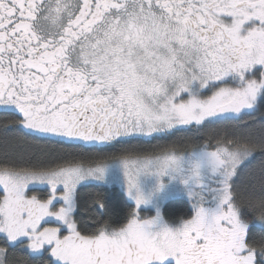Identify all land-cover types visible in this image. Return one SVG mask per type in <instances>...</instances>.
Returning a JSON list of instances; mask_svg holds the SVG:
<instances>
[{"label": "snow or ice", "instance_id": "obj_1", "mask_svg": "<svg viewBox=\"0 0 264 264\" xmlns=\"http://www.w3.org/2000/svg\"><path fill=\"white\" fill-rule=\"evenodd\" d=\"M0 264H264V0H0Z\"/></svg>", "mask_w": 264, "mask_h": 264}]
</instances>
